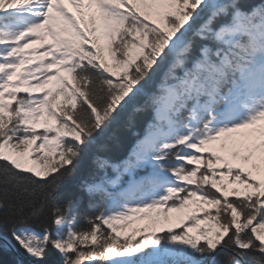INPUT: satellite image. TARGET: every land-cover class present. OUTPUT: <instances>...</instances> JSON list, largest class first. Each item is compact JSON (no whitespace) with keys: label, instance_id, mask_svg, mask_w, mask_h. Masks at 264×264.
<instances>
[{"label":"snow or ice","instance_id":"snow-or-ice-1","mask_svg":"<svg viewBox=\"0 0 264 264\" xmlns=\"http://www.w3.org/2000/svg\"><path fill=\"white\" fill-rule=\"evenodd\" d=\"M0 252L264 264V0H0Z\"/></svg>","mask_w":264,"mask_h":264},{"label":"trees","instance_id":"trees-1","mask_svg":"<svg viewBox=\"0 0 264 264\" xmlns=\"http://www.w3.org/2000/svg\"><path fill=\"white\" fill-rule=\"evenodd\" d=\"M254 3H260L261 0H253ZM142 128L139 131L142 132ZM117 132L121 136L122 144L115 145L112 147V152L118 156H124L127 154V151L130 150L131 144L134 142V138L130 135L121 132L119 126L117 128ZM43 192H38L36 196L32 199V203H34L37 207L41 201H43ZM47 203L45 202V214L47 212ZM16 255L12 252H0V264H13V261L16 259Z\"/></svg>","mask_w":264,"mask_h":264}]
</instances>
